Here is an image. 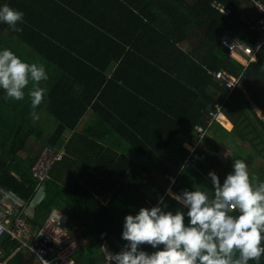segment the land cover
I'll use <instances>...</instances> for the list:
<instances>
[{"label":"trees","instance_id":"16d2710c","mask_svg":"<svg viewBox=\"0 0 264 264\" xmlns=\"http://www.w3.org/2000/svg\"><path fill=\"white\" fill-rule=\"evenodd\" d=\"M256 1L264 5V0H0V7L7 4L24 13L23 23L18 24L23 31H13L3 22L0 26L20 38L28 62L59 68L68 80L59 83L57 92L54 85L49 98L45 96L42 103L45 106L48 102L45 108L58 122L46 139L47 145L62 146L64 133L76 129L89 106L104 111L99 116V126L105 129L87 128L73 135L82 136L87 145L98 148L89 157L87 177H82L85 183L77 178H53L59 169L57 163L69 165L78 161L70 149L72 137L65 144L64 156L52 167L51 178L42 184L45 196L36 205L30 221L33 226L40 225L54 208L64 210L71 228L86 239L81 249L92 250L84 256L80 249L74 256L77 264H101L104 244L115 250L125 241L122 231L126 215H136L141 207L156 206L161 198V207L167 206L164 210L184 211L187 223V209L172 199L169 190L177 194L185 189L190 191L192 178L198 174L230 173L234 159H242L248 164L250 176L264 182V119L256 109L264 116V45L258 60L245 66L231 56L222 40L228 33L257 46L262 34L255 21L249 19L264 16V11H260ZM52 3L65 5L66 11L75 13L80 21L71 22L81 25V29L94 22L105 33L120 37L124 45L87 46L81 40L75 45L60 43L62 39L50 36L44 27L35 43L28 22ZM249 9H256L255 16ZM3 39L2 46H10ZM116 50L118 56L111 63L119 64L112 77L104 73L106 69L74 65L86 61L106 67ZM218 70L242 75V86L230 92L214 76ZM85 75H98L101 83L92 84ZM80 85L83 96L75 97ZM92 88L99 91L93 100L87 98V91ZM110 88L113 91L109 92ZM218 103L234 124L233 129L229 131L215 121L201 138L197 126L207 127L209 112ZM25 105V99L0 97V185L30 201L37 186L31 172L35 158L22 157L19 152L36 129L25 123L31 108ZM15 106L21 107L19 110L24 108L23 114ZM232 123L225 121L228 127ZM110 135L119 136L127 144L111 143L106 137ZM230 136V147L235 140L238 144L227 151L226 158L221 157L218 153L222 149L225 152L223 142ZM187 141L193 149L185 145ZM258 156L262 162L256 167L254 158ZM91 180L95 181L93 186ZM86 187L100 200L97 208L84 197ZM1 240L6 254L0 255V259L11 256L6 264H37L34 253L15 252L17 240L8 234ZM142 250L155 251L147 245ZM260 264H264V257Z\"/></svg>","mask_w":264,"mask_h":264},{"label":"clouds","instance_id":"9594fccd","mask_svg":"<svg viewBox=\"0 0 264 264\" xmlns=\"http://www.w3.org/2000/svg\"><path fill=\"white\" fill-rule=\"evenodd\" d=\"M23 20L22 11L7 4L0 7V22L13 31H23L18 27ZM48 79L43 63H29L10 49L0 50L4 99L22 101L28 89L33 119L39 118L36 109L47 93L41 82ZM208 175L214 188L211 196L199 189L179 194L169 190L172 199L187 209V223L184 211L174 213L164 210L166 205L161 207L163 198L156 206L126 215L122 239L127 244L118 253L106 252V264H260L264 257V182L250 176L242 159H234L233 171L222 184L215 172ZM145 245L155 251L142 250Z\"/></svg>","mask_w":264,"mask_h":264},{"label":"crops","instance_id":"0c3cea01","mask_svg":"<svg viewBox=\"0 0 264 264\" xmlns=\"http://www.w3.org/2000/svg\"><path fill=\"white\" fill-rule=\"evenodd\" d=\"M56 1H58V0H55V2ZM22 6H21V8H22ZM248 11L254 12V14H251V15L255 16L256 9L253 11H251L249 9ZM74 14L75 13H70L69 11H66L65 5H62V4L54 5L53 3L48 4L46 7H44L41 10L40 16H38V17L35 16L34 19L31 16V21L28 22V27H30V37H31L32 41H34L35 43L38 42L37 41V34L40 31H45L43 29V27H44L49 32L50 36L54 35V36H57L58 38L62 39L60 43L66 42V44H69L70 42H72V45H75V44H79V41L81 40V41H83V43L86 42L87 46H122V45H124L122 43L120 37H117L114 34L113 35L108 34V32L105 33V31L101 27H99L100 25L96 24L94 22H89L88 24H91V25H87L86 27H84L82 29H81V25L76 26L75 22H71L73 19H77L74 16ZM77 20L80 21L79 19H77ZM93 26H98L99 29H96ZM1 37H3L10 44V46H2L3 42L1 40ZM20 46H22L20 38L17 37L8 28H3L1 30V26H0V50H3L6 47H8L18 57H20L24 61L28 62L27 57L25 56V54L22 51ZM111 50H113V49H111ZM72 52L75 55H77L75 51H72ZM117 56H118L117 50L112 52L111 53L112 59L109 60L106 67L104 66L105 64L91 63V62H86V61L74 63V65H76L82 69H86L87 64L89 65L90 68H93V70H105L106 69V72H104V73L107 74V72H108V76L112 77L115 74V71L118 67L119 61H116V62L113 61L114 63H111V60H113ZM103 62H106V60H104ZM48 67L51 70V72H54V73L50 74V70H48ZM45 68H46V71L48 73L49 79L47 81L41 82L40 86L48 89V91L45 95L46 99H48L50 96V91L54 85H57V88H56V92H57L58 87H59V83L62 81H68V80L66 79V77L63 76V74H61L62 71L59 68L58 69H55V68L51 69L48 64H45ZM92 74H95V73H92ZM85 76H86V80L88 82L90 80V82L92 84L101 83L98 75H91V76L85 75ZM87 77L89 78V80ZM83 83H84V81L81 82L80 84H83ZM119 83L121 84V81H119ZM114 85H117V84H114ZM29 88H31V87L29 86ZM82 88H83V85H80L75 97H82L83 96ZM25 91H26V96H25L26 105H25V107H28V106H30V98L27 96L28 89H26ZM110 91H113V90L110 88L109 92ZM48 93H49V95H48ZM2 96H5V92H0V97H2ZM98 96H99V91L95 92V90L93 88H92V90L87 91V98H92V100H93V99H96ZM47 104H48V102L46 101L45 106H42V104H41L36 109V112L38 113V117H39L38 119H33L32 116L30 115V112L32 111L31 108H30V111L27 113L26 119H25L26 124L33 126L36 129V133L32 134L28 138L27 146L24 149H22L19 153L22 155V157L29 156L30 158H35V160L33 161V164L36 161V159L39 157V155L41 154L42 150L46 146H52V145H47L46 139L50 136L51 133L54 132V130L58 126V122L55 119V117L50 113L49 110H47L45 108ZM18 108H21V107H19V106L14 107V109L17 112L23 114V112L25 111V110H23L24 108L22 110H19ZM256 109H257L258 115H260L264 119V116L262 115L261 110L258 109L257 107H256ZM103 112L104 111L102 110V108L96 109V107H93V105L89 106L88 110L86 111L85 115L81 119V121L78 124V126L76 127V129H74L73 131H67L66 133H64V135L62 137L64 144L62 146L57 145V146H52V147H55L64 156L65 144H67L69 142V140L73 137L75 132H84V131H87V128H91L92 131L99 130V129H105V128L99 126V122H100L99 116L101 114H103ZM226 116L227 115L225 114V117ZM227 120H229L232 123V121L227 116L226 120H224L223 125L225 126V128H227V130L231 131L233 129L234 124L232 123V126L228 127L225 124V121H227ZM106 137L109 139V141L111 143H112V141H115L116 143H119L122 146H125L127 144L126 142L122 141L121 138L117 135H110V136H106ZM229 139H233V138L230 136L229 138H227L223 142V144L225 146L224 147L225 152L223 151L224 149H222V151L218 153L221 157L225 156V158H226L227 151L228 150L230 151V149L233 146H235V144H238V141L235 140L233 142L234 144L231 145V147H230V142L228 141ZM186 143H189V142L187 141ZM226 146L229 148H226ZM70 149L78 161L75 162L74 164L72 163L69 165H67L68 162H64L63 165L62 164L60 165V163H57V164L55 163L59 169H57V171H55V173H57V174L55 176H53V178L55 177L56 179H59V180H68L69 178H77L78 180H80V182L85 183V181L83 182L82 179H84V178H82V177H87V170H89L88 169L89 157L91 158V156L94 154L95 151L98 150V148H97V146L92 147V146L87 145L86 141L83 139L82 136L75 135L73 137L72 141L70 142ZM217 158L221 160V158L218 155H217ZM33 164H32V166H33ZM69 172H72V175H70ZM215 173L218 175H222V176H226L227 174H229L226 172L221 173L220 171H215ZM202 175L204 176V178L209 177V175L205 176L204 174H198L194 178H192L193 183H197L200 180V179H198V177L202 176ZM97 176H98V173L96 174V177ZM97 179H98V177H97ZM90 183L93 186L95 181L91 180ZM193 189H194V184H192L190 191ZM38 192H41V194H40L37 202H35V203H33V205H31V202L34 198L33 197L32 200L29 201L27 209H26V214H27L30 221L34 218V211H35L36 205L39 204L40 201L45 196V185H41L40 187H38V189L36 186V193H38ZM83 195L93 205V207L97 208L100 205V200L96 197L94 192L89 189V187L85 188ZM62 211L65 212L64 210H62ZM37 226L38 225L33 226V224H32V229L33 228L36 229ZM0 245L2 248V252L0 253V255H3V254L5 255L6 252H5V249L3 247V243H2L1 239H0ZM16 251H18L17 248L15 249V252ZM9 258H11V256ZM9 258H6L4 260L0 259V264H6Z\"/></svg>","mask_w":264,"mask_h":264},{"label":"built area","instance_id":"2783aa9c","mask_svg":"<svg viewBox=\"0 0 264 264\" xmlns=\"http://www.w3.org/2000/svg\"><path fill=\"white\" fill-rule=\"evenodd\" d=\"M260 11H264V5L256 1ZM253 17V16H252ZM255 21V26L262 34L260 41L256 47L250 46L240 38L224 34L223 43L230 50L231 56L240 61L245 66L252 62V56L256 57L263 52L264 45V16L252 19ZM214 76L219 80L222 86L229 88L230 92L238 86H242V75H234L225 70L214 71ZM225 117L223 107L218 103L216 109L209 112V117L206 119L207 127L198 125L197 130L201 133V138L206 134L208 128L215 122L224 123ZM226 119V117H225ZM190 149H193V145ZM186 145V144H185ZM63 154L55 147L46 146L39 157L34 162L31 172L37 182V189L47 179L51 178V169L54 164L62 158ZM174 180V179H173ZM172 193H176L170 190ZM177 194V193H176ZM29 201L12 189L0 185V239L3 235L8 234L12 239L18 241L17 250L30 251L35 254L37 264H77L74 256L79 250L86 245V239L81 233H76L69 224V216L60 209H53L45 220L32 229V224L26 214V209ZM127 241L120 242L117 249L112 250L108 244L102 246V254L104 261L101 264H106L105 253L120 252ZM2 248L0 245V253Z\"/></svg>","mask_w":264,"mask_h":264},{"label":"rangeland","instance_id":"374dc122","mask_svg":"<svg viewBox=\"0 0 264 264\" xmlns=\"http://www.w3.org/2000/svg\"><path fill=\"white\" fill-rule=\"evenodd\" d=\"M247 11V10H246ZM186 146L190 147V145L188 143H186ZM249 147V145H247ZM254 161H255V164L254 166H259L262 162V159L258 156L256 157V159L254 158ZM251 168V167H250ZM219 173V172H218ZM218 175V174H217ZM219 179H220V182L221 184L223 183L224 181V176L222 175H218ZM198 179H200L197 183H193L192 181V184H194V189H199L201 191H205L207 192L210 196L211 194L213 193L214 191V188H213V185H212V182H211V178L210 176L209 177H206L204 178V176H199ZM193 189V190H194ZM41 192H38L36 193V195L34 196L32 202H31V205H33V203L37 202L39 196H40ZM87 251L92 253V250L89 249L88 247H84L80 252H82V254H84V256H86L87 254Z\"/></svg>","mask_w":264,"mask_h":264}]
</instances>
